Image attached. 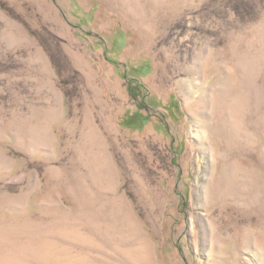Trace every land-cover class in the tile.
Segmentation results:
<instances>
[{
    "label": "rangeland",
    "instance_id": "374dc122",
    "mask_svg": "<svg viewBox=\"0 0 264 264\" xmlns=\"http://www.w3.org/2000/svg\"><path fill=\"white\" fill-rule=\"evenodd\" d=\"M0 264H264V0H0Z\"/></svg>",
    "mask_w": 264,
    "mask_h": 264
}]
</instances>
